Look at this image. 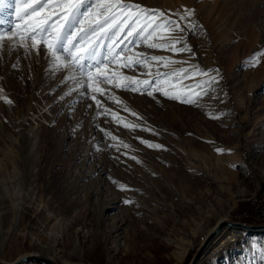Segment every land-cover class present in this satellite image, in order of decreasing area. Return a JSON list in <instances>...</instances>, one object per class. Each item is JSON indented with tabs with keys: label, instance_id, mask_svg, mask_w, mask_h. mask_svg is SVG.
Here are the masks:
<instances>
[{
	"label": "rangeland",
	"instance_id": "1",
	"mask_svg": "<svg viewBox=\"0 0 264 264\" xmlns=\"http://www.w3.org/2000/svg\"><path fill=\"white\" fill-rule=\"evenodd\" d=\"M192 1L194 19L203 26L198 38L187 36L195 57L148 47V43H170L165 39L170 35L184 34L169 33L158 23L152 27L153 18L138 20L136 27L147 30V43L131 44L114 61L94 68L89 98L73 93L59 99L73 86L72 81L62 86L66 72L52 75L46 70L49 65L43 48L39 55L32 50L27 57L23 48L2 54L0 179L7 180L0 184L1 260L36 253L57 264H188L204 232L220 219L243 221L242 216L250 211L255 220L250 223L264 221L252 200L258 196L264 204V75L255 80L249 63L259 61L264 39L254 44L243 30L257 26L264 31V0L246 1L241 34L225 40L211 19L208 5L212 0ZM131 2L166 15L178 9L183 12L168 0ZM0 19L11 22L0 28L11 27L16 32L22 24L13 7L0 10ZM16 39L31 48V40L21 41L18 34ZM17 56L19 64L14 69ZM152 56L168 59H144ZM135 59L143 63L123 66ZM192 65L219 69L222 79L213 85L214 90L198 105L163 95L181 93L183 85L195 91L197 81L207 79L181 78L190 76ZM179 69L187 71L180 73ZM173 73L157 79L158 74ZM96 75L110 82H98ZM124 77L149 80L153 96L117 87L130 82ZM91 95L100 101L99 114ZM73 100L78 102L72 104L69 115ZM100 129L111 135L105 138ZM192 136L204 139L210 153H220L224 162L234 153L230 157L235 173L232 181L221 177L213 157L207 161L190 151ZM141 139L163 147L150 148ZM119 141L131 147L124 148ZM109 145H118V150ZM119 185L132 190H121ZM125 200L132 203L125 204ZM226 234L229 238L219 245L217 241ZM220 237L200 264H264V232L224 230ZM182 239L187 250L179 258L174 250Z\"/></svg>",
	"mask_w": 264,
	"mask_h": 264
},
{
	"label": "snow or ice",
	"instance_id": "2",
	"mask_svg": "<svg viewBox=\"0 0 264 264\" xmlns=\"http://www.w3.org/2000/svg\"><path fill=\"white\" fill-rule=\"evenodd\" d=\"M8 7H13L16 12L17 20L22 24L17 25L18 32L11 27L8 29L0 28V59L3 58V53L7 51L9 55L12 52H19L21 48L24 50L25 56H30L32 50H35L39 55L41 48L45 50V58L48 61V69L52 75L58 74L60 71H65L64 79L60 81L61 85L68 84L72 81L69 87L59 99L64 100L66 97L76 93L78 97L89 98L92 85L90 81L93 78V69H99L101 65L114 61L118 54L127 51L129 45L140 42L147 43L144 39L147 30H141L136 27L138 20L147 22L152 19V27H156L157 23L160 27L166 29L169 33H183L184 35H170L165 39L170 43H148L150 48H165L174 53H190L195 57V52L192 46L187 41V36L198 35L203 26L194 19L195 9L183 7V12L178 9L171 15H166L164 11L159 9L146 8L139 3H132L131 0H0V10ZM172 16L178 17L173 19ZM10 24V21L0 19V24ZM7 32H13V35H6ZM126 35L121 37L122 33ZM19 35L21 41L31 40L33 43L29 48L27 43H17L16 36ZM119 38V42L116 41ZM103 50V51H102ZM119 50V52H118ZM20 57L17 56L16 63L12 64L15 69L18 67ZM154 61H163L168 58L160 56L145 57ZM171 63H185L184 61L169 60ZM258 62V61H256ZM141 59H135L131 63L124 64V67H134L136 64H141ZM249 63L254 66L252 60ZM194 71L188 77L195 78L197 76L207 77L205 80H198L195 91L189 90L187 85H183L184 91L178 94H170L163 92L162 94L169 99H177L181 103L198 105L203 97L207 96L210 91H213V85L218 84L222 79L219 69L204 70L199 65L191 66ZM180 73H184L186 69H179ZM212 73H215L213 75ZM160 75H175L173 74H158ZM95 79L100 82L106 80L110 82V78L96 75ZM129 83L119 84L117 87L133 92L153 96V91L148 90L151 86L149 80H133L131 77H124ZM2 90V89H0ZM158 90V89H157ZM103 94V90H101ZM90 98L96 101L97 111L99 114L100 101L96 100L95 95ZM6 99V102L11 104L12 100ZM215 99V97H213ZM78 101L73 100L69 103L68 114L71 115L74 110L72 104ZM91 107V105H89ZM108 109H105L104 115H107ZM220 115H223L221 113ZM219 118V117H211ZM129 127L128 124L124 125ZM131 127H139L131 125ZM151 131V129H143ZM105 138L111 134L104 129ZM112 140H118L117 137L111 136ZM140 139V138H137ZM150 148L160 149L163 146L153 144L148 140H140ZM124 148L131 146L119 141ZM109 147H117L118 145H109ZM218 152L222 149H217ZM127 155V153H124ZM140 161L136 156L129 157ZM121 190L126 189L125 185H119ZM125 204L132 203L131 200H125Z\"/></svg>",
	"mask_w": 264,
	"mask_h": 264
},
{
	"label": "bare ground",
	"instance_id": "3",
	"mask_svg": "<svg viewBox=\"0 0 264 264\" xmlns=\"http://www.w3.org/2000/svg\"><path fill=\"white\" fill-rule=\"evenodd\" d=\"M169 2H171L172 4H177L178 7H180V9L183 11V7H188V8H192V0H168ZM246 1L247 0H212L210 2L209 6V10L211 12V19L213 20V22L216 24V28L217 30L220 31L221 35L223 36V40H225L226 38L233 36V35H237V33L241 34V28L242 25L245 23L243 22L246 10L245 9V5H246ZM198 6L200 8H202V3H199ZM248 6V5H247ZM249 8V7H247ZM248 19V16H247ZM262 27H257V26H247L246 28H244L243 30H247V36H249L252 40L254 44H258L260 43L263 39H264V31L263 29H260ZM245 30V31H246ZM238 34V35H239ZM221 36V37H222ZM196 38H198V35H196ZM200 39V38H199ZM259 45V44H258ZM203 47V46H202ZM261 51V54L259 56V61L256 62V60H254V66L251 67L250 71L254 74L255 76V80L260 79L263 75H264V49H259ZM257 59V58H256ZM203 61L205 63H209V60L207 57L203 58ZM231 66H229L228 68H230ZM235 95V94H234ZM35 143V142H34ZM188 145H189V149L191 152H193L196 155H202V157L204 159H206L207 161H209L211 157L214 158V163L218 165V167L221 168V173H222V178L226 179V180H233L234 179V172L232 171L231 167L233 166L232 163H230V157L234 156V153H229V157L227 162L222 161L221 156L219 155L220 153H217L218 155H214L210 153V147L209 145L204 141V139L200 138V137H196V136H192L190 137L189 141H188ZM212 151V150H211ZM216 151V150H213ZM191 153V154H193ZM204 154H206V156H204ZM195 156V155H194ZM236 158V157H235ZM11 179V178H10ZM8 178V180H10ZM6 178H1L0 179V184L4 183V181H6ZM235 192V191H234ZM237 192V196H240L242 194L241 190L236 191ZM234 195V196H236ZM233 198V197H232ZM236 198V197H234ZM1 223V222H0ZM217 223V222H216ZM215 223V224H216ZM214 224V225H215ZM2 228V226L0 225V229ZM213 227H211L210 229H207L204 234L202 235L201 239L203 240L205 238V236L208 234V232L212 229ZM234 229H237L233 226H226L223 227L222 229L219 230V232L213 237L212 242L217 238L220 237V235L222 234V232H224V230H229V231H233ZM238 230H243L246 231L244 229H238ZM191 233V231L189 232ZM3 233L0 232V237L2 238ZM229 238V236L226 234L225 236H221L219 238V240L217 241L219 245L223 244L226 242V239ZM166 240L168 242L172 241L171 238H166ZM201 240V241H202ZM184 239L181 240V242L177 243V247L174 250L175 254L180 258L187 250L185 244H184ZM212 242L210 243L209 247H211ZM76 247V246H75ZM208 247V248H209ZM207 248V250H208ZM206 250V251H207ZM205 251V252H206ZM204 252V253H205ZM203 253V255H204ZM29 254H36V253H29ZM203 255L201 256V258L197 261L196 264H200ZM177 257V258H178ZM51 258V257H50ZM178 260V259H177ZM35 261V260H34ZM66 263H68L66 261Z\"/></svg>",
	"mask_w": 264,
	"mask_h": 264
},
{
	"label": "water",
	"instance_id": "4",
	"mask_svg": "<svg viewBox=\"0 0 264 264\" xmlns=\"http://www.w3.org/2000/svg\"><path fill=\"white\" fill-rule=\"evenodd\" d=\"M226 226H233L237 229H244L249 232H264V223H247L241 220H233L229 218L220 219L213 228L208 232L205 238L199 243L194 254L190 258L188 264H196L201 258L203 253L207 250L213 237L219 232L220 229ZM35 260L45 264H57L52 258L46 255L36 254H23L14 261H5L0 259V264H21L26 261Z\"/></svg>",
	"mask_w": 264,
	"mask_h": 264
},
{
	"label": "built area",
	"instance_id": "5",
	"mask_svg": "<svg viewBox=\"0 0 264 264\" xmlns=\"http://www.w3.org/2000/svg\"><path fill=\"white\" fill-rule=\"evenodd\" d=\"M252 200L256 204V206L258 207V213H257L258 217L260 219L264 220V204L262 203L263 200L261 198H259L258 196L254 197ZM21 264H44V263L38 262V261H34V260H30V261L23 262Z\"/></svg>",
	"mask_w": 264,
	"mask_h": 264
},
{
	"label": "trees",
	"instance_id": "6",
	"mask_svg": "<svg viewBox=\"0 0 264 264\" xmlns=\"http://www.w3.org/2000/svg\"><path fill=\"white\" fill-rule=\"evenodd\" d=\"M260 196V195H259ZM251 202V201H250ZM250 204H252V206H251V208H250V210L252 211H254V207H253V203L251 202ZM245 213H247L245 216H242V220L243 221H246L247 223H250V222H252V221H255L254 219H253V215H252V213H250V211L249 212H245ZM255 223H264V221H261V220H256V222Z\"/></svg>",
	"mask_w": 264,
	"mask_h": 264
}]
</instances>
